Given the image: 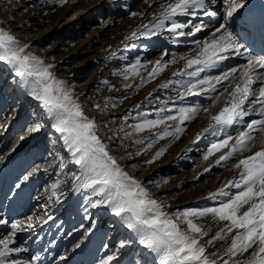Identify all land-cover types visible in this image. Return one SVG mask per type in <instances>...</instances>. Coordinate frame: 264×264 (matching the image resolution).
Wrapping results in <instances>:
<instances>
[{"label":"rangeland","instance_id":"374dc122","mask_svg":"<svg viewBox=\"0 0 264 264\" xmlns=\"http://www.w3.org/2000/svg\"><path fill=\"white\" fill-rule=\"evenodd\" d=\"M167 2L65 0L61 4L59 0H0V29L29 45L27 53L55 66L52 72L72 87L85 114L96 122L98 135L120 166L140 181L153 198L164 202L167 212L176 213L218 206L226 198L217 196L211 199L209 195L217 193L228 181L238 179L241 169L234 167L238 159L264 148V143L260 142V133L257 132L254 133L257 142L251 151L220 165L216 160L222 153L204 159L207 149L220 137L205 135L196 139L197 133L209 123V113H205L203 108H209L215 114L223 106L227 94L213 107V97L223 91V86L218 85L216 93L188 96L181 100L178 94L183 89L175 81L188 78L176 77L173 73L184 67L185 62L179 57L190 51L194 54L197 44H184L182 37L176 38L166 30L151 37L137 35L130 38L132 32L142 30V25L153 22L154 14H158L160 6ZM226 3V0H217L214 11L220 12ZM133 12L138 15L132 16ZM191 18L177 19L187 22ZM229 23L239 38L243 32L237 22L231 20ZM173 57H176V63H169L155 78H149L148 73L155 61L162 59V62H168ZM137 59L145 67L138 70V76L125 79L122 73ZM244 64L243 56L231 54L216 68L202 73L201 77L221 75ZM141 78L144 79L143 84ZM27 92L11 67L0 62V157L3 158V163H0V218L9 221L8 225H0V238L10 233V225L16 220L29 215L53 217L47 224L19 231L11 246L24 251L13 254L10 259L30 261L39 256L36 264H99L101 258L116 251L120 241L126 240L129 243L119 250L113 264H145V261L158 264L155 254L138 244L137 238L132 237L131 230L122 224L119 217L107 211L106 207L91 208L85 203L90 196L89 190H73V179L80 174L79 166L74 163L59 134L50 127L49 119L38 107V102ZM196 105H200L201 111L193 120L186 122L179 139L171 136L159 139L152 148L144 150L154 139V133L162 131L164 126L140 133L131 126L142 118L175 115L180 107ZM260 118L254 113L245 118V123ZM242 128L238 125L228 131L235 136ZM128 132L132 135L126 136ZM21 136L25 137L23 141L19 139ZM137 139H144L145 143L137 144ZM163 147L167 150L159 159L151 164L145 163ZM138 151L139 155L136 154ZM34 167L38 168L36 174L22 189H15L18 178ZM206 168L210 170L205 171ZM57 179L64 181L58 189V193H63L60 202L56 197L49 199L50 186ZM225 191L231 194L236 189L227 188ZM91 199L99 197L92 196ZM196 222L208 230L202 243L214 236L225 223L214 220L210 215ZM90 227L93 228L92 233L85 238L84 229ZM231 235L234 233L209 246L208 252L223 256ZM254 250L238 259L247 260ZM80 253L85 255L83 260H79ZM61 256L66 259L60 260Z\"/></svg>","mask_w":264,"mask_h":264},{"label":"snow or ice","instance_id":"6c2138e0","mask_svg":"<svg viewBox=\"0 0 264 264\" xmlns=\"http://www.w3.org/2000/svg\"><path fill=\"white\" fill-rule=\"evenodd\" d=\"M64 2L65 0H59L61 4ZM226 2L225 17L231 21L245 9L248 0ZM160 7L161 11L154 14L153 22L142 25V30L132 32L130 38H136L137 35L151 37L164 30L176 38L195 35L202 31V25L193 24L191 19L180 22L177 18L188 16L195 18L198 11L209 17L218 15L216 11L208 10L206 0H168ZM131 15L136 16L138 13L133 12ZM190 27L192 30L186 33L184 29ZM196 44L194 54L179 57L185 62L184 67L174 72L173 76L188 78L175 81L183 89L178 94L181 100L188 96L216 93L217 86H223V91L213 97V107L227 94L223 106L215 114H212L209 108H203L205 113H209V123L196 137L197 140L205 135L220 137L210 145L204 155V159L207 160L216 153H222L216 160V164L220 165L245 151H251L257 142L254 133H260L259 140L264 143V71H259L264 69V54L253 55L240 42L238 34L231 30L228 23L220 24L210 39L197 41ZM28 47L29 45L22 44L6 30L0 29V62L9 65L15 76L20 78L22 86L28 90L27 94L38 102V107L49 119L50 127L59 134L70 151L74 163L80 169V174L73 179L72 188L74 191H90V196L85 200L89 207L103 206L119 217L122 224L135 234L138 244L155 254L154 259L158 264H264V148L238 159L234 167L241 169L239 178L228 181L217 193L209 195L211 199L217 196L226 198L218 206L169 213L165 210L167 205L164 202L153 198L140 181L120 166L116 157L110 153L108 145L98 135L96 122L85 114L72 87L58 79L52 72L55 66L46 64L34 54L27 53ZM231 54L243 56L247 62L221 75L201 77L202 73L216 68ZM169 63H176V57L168 62H162V59L155 61L151 72L148 73L149 78H155ZM142 67L145 65L137 59L122 75L125 79L129 76H138V70ZM143 83L144 79L141 78V84ZM256 85L259 87H255ZM96 107L99 109L100 105L97 104ZM160 111L163 112L164 109ZM200 111V105L180 107L176 109L175 115L169 114L158 119L142 118L131 127L136 133H140L164 126L162 131L154 133V139L144 149L147 150L159 139L169 136L179 139L185 131L186 122L193 120ZM254 113L261 118L245 123V118ZM168 121L175 123L168 124ZM238 125L243 128L233 136L228 130ZM38 128L39 122L36 130ZM131 135L132 132L126 133V136ZM19 139L23 141L25 137L21 136ZM135 143L144 144L145 140L137 139ZM166 150L167 147L160 148L145 163H154ZM136 154L139 155L140 152ZM0 163H3L2 157ZM37 171L38 168L34 167L23 173L15 183V189H22ZM62 183H64L62 179H57L51 184L49 199L56 197L57 202H60L63 193H58V189ZM227 188H235L236 191L230 194L225 191ZM92 196L99 199L92 200ZM245 207L246 210L242 211ZM209 215L214 220L225 223L214 236L202 243L201 240L208 235V230L196 221ZM51 220H53L51 215H47L46 218L29 215L12 222L10 233L0 238V264H36L39 256L33 257L30 261L10 259L13 254L24 251L11 245L15 243L19 231L34 229L37 225L42 226ZM8 224L7 219L0 218V225ZM92 230L91 227L84 229L85 238L91 235ZM233 233L223 256L218 257V253L208 252L209 246L218 240H225ZM128 243L126 240L120 241L116 251L101 258L99 264H113L119 250ZM254 248L247 260L238 259ZM224 256L228 258L224 259ZM65 259V256L60 257V260Z\"/></svg>","mask_w":264,"mask_h":264},{"label":"bare ground","instance_id":"6f19581e","mask_svg":"<svg viewBox=\"0 0 264 264\" xmlns=\"http://www.w3.org/2000/svg\"><path fill=\"white\" fill-rule=\"evenodd\" d=\"M216 1L217 0H206V2H208V10L214 11L213 7L216 5ZM226 9L227 3L222 7L220 12L217 11L218 15L216 17L205 16L202 11L197 13V16L195 18H191V20L193 24L202 25V31L195 33V35L183 36L182 39L185 40L183 43L191 46L195 45L197 41H204L206 39H210L212 33L217 27H219L220 24H230L229 20H227L225 17ZM233 20L234 22H237V25L242 31H246L250 35H253L252 38L255 39V41L257 42L256 44H258V42H260L262 38L260 28L264 27V0H248L245 9L241 10V12L238 13ZM191 30V27L184 29L186 33L190 32ZM202 34L203 36L200 37ZM245 34L247 35V33ZM262 34H264V31ZM239 39L240 42L243 43L242 35L239 37ZM247 49L252 52V54L255 56H261L262 54H264V47L259 48L258 51L257 45H254L253 47ZM190 52L189 54H191ZM255 52H258L260 54H254ZM243 59L245 58L243 57ZM246 62L247 61L245 59V63ZM262 71H264V69ZM106 210L108 211L109 209ZM132 237L135 238L134 233H132ZM84 258L85 255L83 253H80L79 260H83Z\"/></svg>","mask_w":264,"mask_h":264}]
</instances>
